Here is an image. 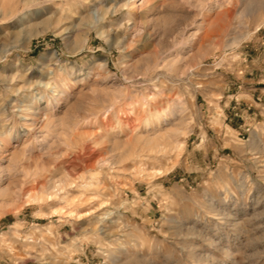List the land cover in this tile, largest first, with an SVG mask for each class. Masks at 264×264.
I'll return each instance as SVG.
<instances>
[{
    "label": "clouds",
    "instance_id": "1",
    "mask_svg": "<svg viewBox=\"0 0 264 264\" xmlns=\"http://www.w3.org/2000/svg\"><path fill=\"white\" fill-rule=\"evenodd\" d=\"M0 264H264V0H0Z\"/></svg>",
    "mask_w": 264,
    "mask_h": 264
}]
</instances>
